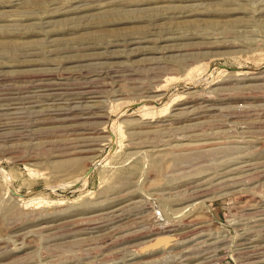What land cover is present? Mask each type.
<instances>
[{"label":"rangeland","instance_id":"rangeland-1","mask_svg":"<svg viewBox=\"0 0 264 264\" xmlns=\"http://www.w3.org/2000/svg\"><path fill=\"white\" fill-rule=\"evenodd\" d=\"M0 264H264V0H0Z\"/></svg>","mask_w":264,"mask_h":264}]
</instances>
